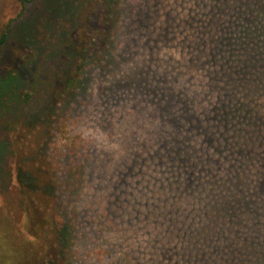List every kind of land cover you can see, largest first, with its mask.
Masks as SVG:
<instances>
[{"label": "trees", "instance_id": "trees-1", "mask_svg": "<svg viewBox=\"0 0 264 264\" xmlns=\"http://www.w3.org/2000/svg\"><path fill=\"white\" fill-rule=\"evenodd\" d=\"M124 1L99 0L93 22L98 23L101 33L93 38L88 51L79 54V64L73 76L65 78L66 83L71 84L81 71L90 75V70L104 60H113L114 66L111 50L123 17H129V23L138 18L141 29L158 14L150 3L131 11ZM171 1L189 6V14L183 18L165 14L160 34L191 30L183 37L184 47L192 51L185 58L186 65L206 69L208 90L214 99L207 101V92L192 90L180 104L177 98L173 101V95H184L174 85L164 84L167 73L157 78L154 90L166 99L158 105L168 117L150 140L156 146L146 149L145 156L117 159V166L110 170L119 168L120 178L105 182L110 190L100 201L103 210L91 214L95 217L92 226L102 237L114 232L123 238L125 233L136 232L143 221L154 224L146 249L138 247L136 253L128 250L114 264H264V0ZM150 33L156 43L158 32ZM7 38L5 28L0 49ZM169 58V54L163 56L161 64L169 65ZM141 62L132 78L135 93L143 84L138 73L147 66ZM12 77L7 78L6 93L14 83ZM25 97L31 95L27 92ZM9 98L8 111L13 107ZM57 107L62 110L48 123L54 137L50 142L45 140L48 144L57 142L71 119L68 112L64 113L66 103ZM77 137L54 147L51 158L55 162L46 166L51 181L32 178L31 174L23 181L27 206L34 208L36 215L27 227L46 238L45 251L38 253L40 264H58L64 257L66 241L74 244L80 238L73 223L68 224L57 209L56 196L57 187L62 188L84 164L79 156L85 150L76 143ZM131 173L137 175L136 186L151 187L150 196L137 187L133 189L128 180ZM26 242L23 236V246ZM102 251L108 253L107 249ZM145 251L153 254L145 255Z\"/></svg>", "mask_w": 264, "mask_h": 264}, {"label": "rangeland", "instance_id": "rangeland-1", "mask_svg": "<svg viewBox=\"0 0 264 264\" xmlns=\"http://www.w3.org/2000/svg\"><path fill=\"white\" fill-rule=\"evenodd\" d=\"M171 2L125 0L131 11L150 3L158 14L146 22L144 30L140 29L138 18L129 23V17H123L111 50L114 66L113 60H104L90 70V75L77 73L69 84L65 78L79 64V54L88 51L94 44L93 38L97 39L101 33L98 23L93 22L99 0H0V35L8 29V38L0 49V262L40 264L38 253L45 251L46 238L27 227L36 215L34 208L29 210L27 206L23 181L27 174L44 182L51 181L46 166L55 162L51 158L54 147L76 136H79L76 143L85 150L79 156V162L84 164L62 188L57 187L56 196L57 209L68 224L73 223L80 238L74 244L66 241L64 257L58 264H114L128 250L136 253L138 247L146 249L144 245L153 234L151 221L141 222L136 232L125 233L123 238L114 232L102 237L92 226L95 217L91 214L103 210L100 201L105 200L110 190L105 182L120 178L119 168L116 172L110 170L117 166V159L142 157L146 149L156 146L150 140L160 131L165 116L168 117L158 105L166 99L154 90L158 77L167 73L164 84L174 85L184 95L181 98L173 95V101L177 98L180 104L192 90L207 92V101L214 99L208 90L206 69L186 65L185 58L192 51L184 47L183 37L191 30L160 34L159 26L165 14L181 18L189 14V6ZM151 31L159 34L156 43L149 35ZM167 54L172 58L171 63L161 64ZM141 61L147 66L138 73L143 84L142 90L135 93L132 78ZM9 76H13L14 83L6 93ZM27 92L31 95L29 99L25 97ZM9 97L13 107L8 111ZM58 103H66L64 113L68 112L71 119L57 142L48 144L45 140L50 142L54 138L48 123L54 122L53 115L62 110ZM128 177L133 189L137 187L150 196L151 187L140 186L141 183L136 186L138 178L134 173ZM83 207L87 209L82 212ZM23 236L27 239L24 246ZM103 249L108 253H102ZM148 253L153 254L145 251V255Z\"/></svg>", "mask_w": 264, "mask_h": 264}, {"label": "bare ground", "instance_id": "bare-ground-1", "mask_svg": "<svg viewBox=\"0 0 264 264\" xmlns=\"http://www.w3.org/2000/svg\"><path fill=\"white\" fill-rule=\"evenodd\" d=\"M202 3V2H201ZM215 5V4H214ZM223 5V4H222ZM228 5V4H227ZM229 7V6H228ZM215 8V7H214ZM216 9V8H215ZM214 10V9H213ZM219 10V9H218ZM221 10V9H220ZM228 10V9H227ZM225 11H223V13H224ZM225 29V28H224ZM262 31H264V29H262ZM218 32V31H217ZM220 32V31H219ZM216 36H218L217 34H216ZM262 37V36H261ZM218 38V37H217ZM224 41H226V40H224ZM216 44V43H215ZM227 47V46H226ZM197 48V47H196ZM216 56V55H215ZM259 205V204H258ZM253 207V206H252ZM257 211V210H256ZM258 213V212H257ZM262 219H264V218H262ZM255 225V224H254ZM261 225H262V223H261ZM260 226V225H259ZM254 230V229H253ZM256 232V231H255ZM260 233H262V232H260ZM262 235V234H261Z\"/></svg>", "mask_w": 264, "mask_h": 264}]
</instances>
